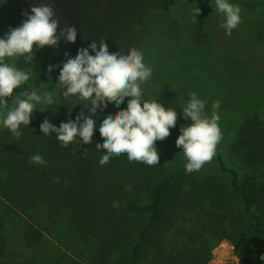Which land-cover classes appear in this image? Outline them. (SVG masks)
<instances>
[{"label": "trees", "instance_id": "16d2710c", "mask_svg": "<svg viewBox=\"0 0 264 264\" xmlns=\"http://www.w3.org/2000/svg\"><path fill=\"white\" fill-rule=\"evenodd\" d=\"M45 117L57 126L66 122L55 113L32 114L19 138L0 128V264L6 217L41 205L51 221L62 209L70 211L71 226L95 238L92 264H207L222 239L236 246L244 264H264V184L253 176L240 177L223 163L228 182L186 173L184 164L171 170L160 154L152 166L130 162L123 153L101 164L98 129L91 143L77 139L62 147L54 134L40 133ZM234 147L248 168L264 164V117L246 115ZM33 154L46 164H31ZM24 226V245L40 244L44 227L33 218Z\"/></svg>", "mask_w": 264, "mask_h": 264}, {"label": "rangeland", "instance_id": "374dc122", "mask_svg": "<svg viewBox=\"0 0 264 264\" xmlns=\"http://www.w3.org/2000/svg\"><path fill=\"white\" fill-rule=\"evenodd\" d=\"M35 2H0V35L9 26H18L26 18L21 15L22 10L30 11L29 6ZM47 2L51 3L58 19V31L66 25H74L77 37L74 43L61 39L57 47L45 46L35 51L30 66L32 76L25 87L48 90L56 97V104L49 108L37 105L44 110L35 109L34 115L55 113L67 121L81 110L88 114L82 104L70 109L72 101L58 98L54 86L58 69L52 73L46 71L47 65L65 60V52L75 56L78 48L86 47L93 40L99 42L101 38L110 51L127 50L131 45L141 51L144 62L152 68L150 79L142 85L145 97L151 99L159 92V102L166 108L174 107L177 112L176 124L170 128L169 135L155 141L165 165L172 170L185 163L175 139L181 125H187L190 120L182 116L179 104L188 98V93L194 92L206 101L207 115L213 111L212 103H219L215 111L220 117L221 132L215 155L202 165L198 174L220 176L228 182V172L220 168L223 163L235 169L240 177L250 175L264 184V164L248 168L242 152L234 147L236 131L244 117L252 113L264 117V0H231L240 6L241 22L230 35L221 27L215 0ZM196 7L199 13L194 19L191 12ZM17 66L29 67L23 59L17 60ZM17 94L18 90L14 89L13 95ZM126 100L119 105L108 102L103 109L97 110L94 119L99 122L104 112L125 107ZM30 218L42 225L45 232L40 244L26 247L24 223ZM70 218L71 212L62 209L56 220L51 221L45 205L29 210L28 214L8 215L3 228L8 238L3 264H92L96 240L75 230ZM228 263L244 264L236 254V246L222 239L212 248V258L207 264Z\"/></svg>", "mask_w": 264, "mask_h": 264}, {"label": "clouds", "instance_id": "9594fccd", "mask_svg": "<svg viewBox=\"0 0 264 264\" xmlns=\"http://www.w3.org/2000/svg\"><path fill=\"white\" fill-rule=\"evenodd\" d=\"M29 8L30 11L22 10L21 15L26 18L18 26H9L0 35V128H6L17 138L21 135L20 126H29L33 111L44 110L37 105L49 108L56 104V97L48 90L25 87L32 76L30 66L35 51L45 46L57 47L61 39L74 43L77 37L74 25H66L58 31V19L47 0H36ZM215 9L225 34L230 35L241 22L240 6L231 0H215ZM198 13L196 7L191 15L196 19ZM65 56L67 58L59 64L47 65L46 71L52 73L58 69L54 85L58 98L72 101L70 109L82 104L88 114L81 110L74 118L61 121L59 126L45 117L39 124L40 133L54 134L60 145L66 147L77 139L79 144L91 143L95 127L102 137L95 147L104 149L98 163H107L110 157L123 153L130 162L158 164L155 141L169 135L170 128L176 124L177 112L174 107L166 108L159 102V92L151 99L145 97L142 85L150 79L152 68L144 62L141 51L131 45L127 50L110 51L101 38L99 42L93 40L86 47L78 48L75 56L67 52ZM19 59L29 67H18ZM14 89L18 90L15 96ZM125 98V107L104 112L99 122L94 119L97 110L103 109L108 102L119 105ZM205 104L206 101L194 92L188 93V98L179 104L182 116L190 120L187 125H181L175 139L185 159L186 173L199 171L210 161L221 139L220 117L215 111L219 103H212L211 115L205 113ZM29 162L46 164L40 154L31 155ZM260 259L264 260V254Z\"/></svg>", "mask_w": 264, "mask_h": 264}]
</instances>
